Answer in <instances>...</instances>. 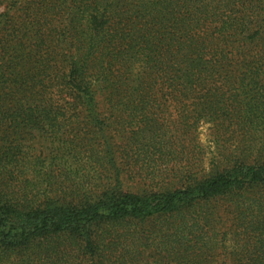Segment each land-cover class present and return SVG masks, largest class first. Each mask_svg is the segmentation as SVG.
<instances>
[{"label":"trees","instance_id":"16d2710c","mask_svg":"<svg viewBox=\"0 0 264 264\" xmlns=\"http://www.w3.org/2000/svg\"><path fill=\"white\" fill-rule=\"evenodd\" d=\"M0 9V264H264V0ZM45 125L75 168L17 186Z\"/></svg>","mask_w":264,"mask_h":264},{"label":"rangeland","instance_id":"374dc122","mask_svg":"<svg viewBox=\"0 0 264 264\" xmlns=\"http://www.w3.org/2000/svg\"><path fill=\"white\" fill-rule=\"evenodd\" d=\"M1 11L2 9H0V12ZM48 128V125L43 126L42 130H38L37 127H32L25 129V131L21 130V132L19 133L18 136L22 138V140L17 139L16 142H19L18 140H20L21 151L18 156V159L16 160V164H12V167L8 171V177L13 176V180H15L17 186L18 184L22 185L19 182H23L25 186V180L31 181V184H39V182H42L41 179H43L44 177V184L37 187H33L47 189L46 181L49 180V175L52 169H57V172L60 175H63L67 174V172L73 171L72 168H75L70 159L67 161L64 158L59 157L54 160L51 157L50 154L52 151L53 138L50 133L51 131L48 130ZM28 131H30V133H28ZM198 140L205 152V165L208 166V162L210 161L212 156H216L217 154L216 152H214L215 149L213 148L210 136V129L208 125H205L199 129ZM38 158H40L41 160L32 163V161ZM84 174H88V169L84 170ZM59 179L64 180L63 177H59ZM28 183L30 184V182ZM33 187L31 186L29 189L33 190ZM124 187L126 190L132 192H137L139 188H142L137 184L128 182H124ZM39 193H41V191H39ZM47 193L48 190L45 194ZM32 195H36L37 197L39 196V194H37L36 189L34 192H32Z\"/></svg>","mask_w":264,"mask_h":264}]
</instances>
